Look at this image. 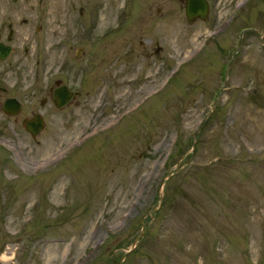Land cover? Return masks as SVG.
I'll return each instance as SVG.
<instances>
[{
  "label": "rangeland",
  "instance_id": "1",
  "mask_svg": "<svg viewBox=\"0 0 264 264\" xmlns=\"http://www.w3.org/2000/svg\"><path fill=\"white\" fill-rule=\"evenodd\" d=\"M208 3L0 0V264H264V0Z\"/></svg>",
  "mask_w": 264,
  "mask_h": 264
},
{
  "label": "water",
  "instance_id": "2",
  "mask_svg": "<svg viewBox=\"0 0 264 264\" xmlns=\"http://www.w3.org/2000/svg\"><path fill=\"white\" fill-rule=\"evenodd\" d=\"M185 16L188 21L196 18L206 19L209 12L208 0H185ZM11 52L10 45L0 43V60H3ZM73 97L67 86H60L55 89L53 101L57 107L67 104ZM20 109V102L15 98H7L3 103V110L8 114H16ZM25 129L32 136H37L44 128V120L40 114H35L31 119L24 120Z\"/></svg>",
  "mask_w": 264,
  "mask_h": 264
},
{
  "label": "flooded vegetation",
  "instance_id": "3",
  "mask_svg": "<svg viewBox=\"0 0 264 264\" xmlns=\"http://www.w3.org/2000/svg\"><path fill=\"white\" fill-rule=\"evenodd\" d=\"M8 26H10V24H8ZM9 33H10V34H8V36H7L8 39L11 38L12 31H10ZM0 43H2L3 45H10V46H11V52H10V54H9V55H11V53L13 52V48H12L13 46H12L10 43H8V42L2 41L1 39H0ZM9 55H8V56H9ZM8 56H7V57H8ZM7 57H6V58H7ZM6 58H5V59H6ZM54 83H55V85L49 88V94H50V98H51V100L53 99V95H54V91H55V89L59 88V87L62 85V83H61L60 80H59V81L56 80ZM56 84H57V85H56ZM69 89H70V88H69ZM73 92H74V91H73ZM76 95H77V92H74V96H76ZM73 99H74V98H73ZM45 100H46V99H44V101H45ZM41 101H42V100H41ZM44 101H42L41 104H43ZM71 101H72V100H71ZM71 101H70V102H71ZM52 102H53V101H52ZM70 102H69V103H70ZM69 103H68V104H69ZM53 104H54V103H53ZM54 105H55V104H54ZM55 106H56V105H55ZM21 108H22V107H21ZM33 115H35V114H33Z\"/></svg>",
  "mask_w": 264,
  "mask_h": 264
}]
</instances>
